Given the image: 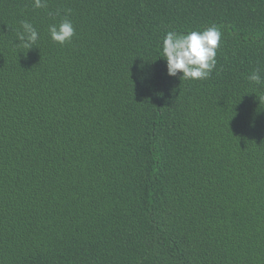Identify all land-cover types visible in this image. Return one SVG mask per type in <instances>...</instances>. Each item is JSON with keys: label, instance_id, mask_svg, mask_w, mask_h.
Returning <instances> with one entry per match:
<instances>
[{"label": "trees", "instance_id": "16d2710c", "mask_svg": "<svg viewBox=\"0 0 264 264\" xmlns=\"http://www.w3.org/2000/svg\"><path fill=\"white\" fill-rule=\"evenodd\" d=\"M213 25L211 76L170 77L166 34ZM253 71L264 0H0V264H264Z\"/></svg>", "mask_w": 264, "mask_h": 264}, {"label": "clouds", "instance_id": "9594fccd", "mask_svg": "<svg viewBox=\"0 0 264 264\" xmlns=\"http://www.w3.org/2000/svg\"><path fill=\"white\" fill-rule=\"evenodd\" d=\"M34 8H47L48 0H32ZM71 12L70 9L67 10ZM50 39L58 44L70 42L75 35L72 21L65 16L58 24L48 27ZM220 29L213 25L203 31L177 33L169 31L162 40V56L166 61L167 74L180 80L208 79L216 67V50L221 41ZM40 35L34 25L20 21L16 41L18 48L30 49L37 45ZM182 74V75H181ZM247 79L254 84H264L259 71H253Z\"/></svg>", "mask_w": 264, "mask_h": 264}]
</instances>
